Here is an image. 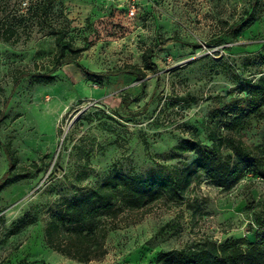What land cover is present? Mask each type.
<instances>
[{
    "label": "rangeland",
    "instance_id": "obj_1",
    "mask_svg": "<svg viewBox=\"0 0 264 264\" xmlns=\"http://www.w3.org/2000/svg\"><path fill=\"white\" fill-rule=\"evenodd\" d=\"M4 1L0 23L4 15L23 14L25 32L15 44L0 39V180L19 174L0 190V264H155L160 251L204 239H256L264 180L251 172L225 186L199 173L181 199L126 219L120 214L104 241L106 252L89 261L48 246L44 227L57 198L72 193L69 171L82 162L73 145L91 149L83 182L94 184L113 166L147 175L157 162L193 159L173 150L190 133L210 143L205 127L211 113H232L247 81L264 75V0H51L41 18L34 5L48 0ZM250 13V26L226 34ZM63 17L73 44L82 48L78 62L101 75L86 76L72 61L55 70L53 81L35 82L31 75L47 71L56 50L48 23ZM171 35L200 47L172 42L155 51L158 72L148 70L143 87L135 75L119 72L141 65L144 48ZM17 70L27 74L15 82ZM124 93L131 97L127 106L120 103ZM263 127V116L252 117L247 140L260 143ZM32 161H41L40 171L23 175Z\"/></svg>",
    "mask_w": 264,
    "mask_h": 264
},
{
    "label": "trees",
    "instance_id": "obj_2",
    "mask_svg": "<svg viewBox=\"0 0 264 264\" xmlns=\"http://www.w3.org/2000/svg\"><path fill=\"white\" fill-rule=\"evenodd\" d=\"M4 3H7V0ZM40 3L34 5L39 18L45 17L46 11L51 10V0H48L47 4ZM4 16L0 23V39L15 44L25 32L24 15L15 12L11 15V20L9 16ZM253 20V13L248 14L241 21L231 25L226 34H239L250 26ZM48 24L50 33L55 36L56 50L52 66L47 71L31 75L35 82L53 81L55 70L72 61L77 62L86 76L101 75L78 62L82 48L73 44V39L69 36L70 23L67 18L63 17L61 21ZM172 42H181L192 48L200 47V44L183 41L177 35L162 37L154 45L144 48L141 65H126L119 72L135 75L141 80L143 87L146 72H158L157 65L152 61L154 52ZM17 71L15 82L27 74L25 70ZM244 91L243 98L233 100L235 108L232 113L226 108L217 109L207 119L205 128L209 144L203 142L196 133H190L173 146L175 154L193 153V159L178 160L174 164L157 162L155 171L147 175L137 173L133 167L123 172L113 166L100 182L85 183L83 181L91 166V149L73 145L82 162L79 160L74 169L69 171L72 176V193L58 197L56 205L49 209L44 227L47 245L80 261L100 258L106 252V236L110 230L117 228L116 219L120 214H125L126 219L131 213H144L153 205L167 204L169 199H181L199 173L221 186L235 182L249 172L264 180V127L261 129L260 143L253 144L246 138V129L251 125L252 117H264V75L249 79ZM130 98L128 93H124L120 103L127 106ZM195 100L192 97V101ZM2 116L3 110L0 109V119ZM141 142L148 155L153 158L147 139L141 137ZM5 150L14 165L16 158L9 142L5 145ZM228 150L230 152H227ZM56 163L57 161L54 165ZM24 168L22 167L23 175L30 170L39 172L41 161H32ZM69 173L65 177L69 176ZM8 174L9 172L0 180V190L15 182L19 176L16 174L10 178ZM254 224L258 230L254 241L248 242L239 238L226 239L220 243L204 239L180 248L160 251L155 264H264V209L254 214Z\"/></svg>",
    "mask_w": 264,
    "mask_h": 264
},
{
    "label": "built area",
    "instance_id": "obj_3",
    "mask_svg": "<svg viewBox=\"0 0 264 264\" xmlns=\"http://www.w3.org/2000/svg\"><path fill=\"white\" fill-rule=\"evenodd\" d=\"M130 15H132L134 13V9L133 6L131 7L130 11H129Z\"/></svg>",
    "mask_w": 264,
    "mask_h": 264
}]
</instances>
